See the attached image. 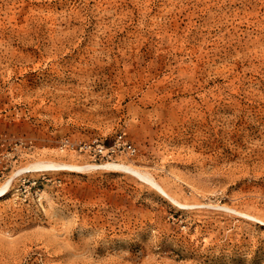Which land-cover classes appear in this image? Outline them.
<instances>
[{"label":"rangeland","instance_id":"rangeland-1","mask_svg":"<svg viewBox=\"0 0 264 264\" xmlns=\"http://www.w3.org/2000/svg\"><path fill=\"white\" fill-rule=\"evenodd\" d=\"M8 181L0 264H264V0H0Z\"/></svg>","mask_w":264,"mask_h":264},{"label":"bare ground","instance_id":"bare-ground-1","mask_svg":"<svg viewBox=\"0 0 264 264\" xmlns=\"http://www.w3.org/2000/svg\"><path fill=\"white\" fill-rule=\"evenodd\" d=\"M28 165V164H27ZM91 165H76L73 163H59V162H54V161H48V160H36L33 163H30L28 166L26 167H22L23 169H31V170H41V169H47V168H57V169H65V168H69V169H84L86 167H89ZM103 166L105 168H113V169H119V168H123V169H128L131 170L132 172L138 173L140 174V176H147V178L153 183V184H157L154 182L153 178L148 175L146 172L145 173H141L142 171L134 168L130 165H126L124 163H116V162H107L104 163ZM94 167V166H93ZM151 184V183H150ZM157 186V185H156ZM9 188V181L4 183L3 185L0 186V196H3L7 193ZM161 189V188H160ZM176 199V198H175ZM177 201V200H175ZM182 204V203H181ZM196 204V203H195ZM231 208V207H230ZM245 213V212H243ZM249 215V214H248ZM250 216V215H249ZM253 217V216H252Z\"/></svg>","mask_w":264,"mask_h":264},{"label":"built area","instance_id":"built-area-1","mask_svg":"<svg viewBox=\"0 0 264 264\" xmlns=\"http://www.w3.org/2000/svg\"><path fill=\"white\" fill-rule=\"evenodd\" d=\"M90 147V144L83 143L79 145V150L89 149ZM95 150L99 155L107 158L115 156L121 152H126L129 155H134L136 153L135 145L129 141L123 133L118 134L115 137L113 144H111L109 147L105 148V146L98 144L96 145Z\"/></svg>","mask_w":264,"mask_h":264}]
</instances>
